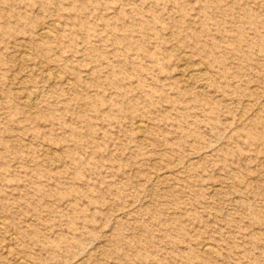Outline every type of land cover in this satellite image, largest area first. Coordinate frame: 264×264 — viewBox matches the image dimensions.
I'll return each instance as SVG.
<instances>
[{
	"label": "rangeland",
	"instance_id": "1",
	"mask_svg": "<svg viewBox=\"0 0 264 264\" xmlns=\"http://www.w3.org/2000/svg\"><path fill=\"white\" fill-rule=\"evenodd\" d=\"M22 263L264 264V0H0Z\"/></svg>",
	"mask_w": 264,
	"mask_h": 264
},
{
	"label": "bare ground",
	"instance_id": "2",
	"mask_svg": "<svg viewBox=\"0 0 264 264\" xmlns=\"http://www.w3.org/2000/svg\"><path fill=\"white\" fill-rule=\"evenodd\" d=\"M48 29V28H47ZM47 29H42L41 31H40V33L44 36V37H50V33H49V29L47 30ZM24 59H26V57H24ZM185 70V69H184ZM186 73H188V72H186ZM194 73V72H193ZM197 73V72H196ZM195 74V73H194ZM198 74V73H197ZM192 76H194L193 74H192ZM189 77V76H188ZM197 77V76H196ZM27 98V97H26ZM142 124H144L143 122H142ZM139 127H142V125H139ZM206 246V245H205ZM207 250V251H209L210 250V248H209V246H208V248H205L204 247V250ZM213 250V249H212ZM208 253V252H207ZM209 254H212V253H209ZM23 264V263H22Z\"/></svg>",
	"mask_w": 264,
	"mask_h": 264
}]
</instances>
